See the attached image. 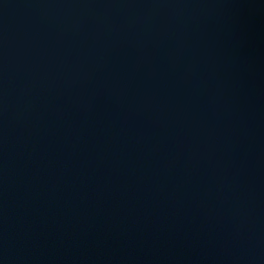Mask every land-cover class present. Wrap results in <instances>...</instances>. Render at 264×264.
Wrapping results in <instances>:
<instances>
[{"label": "water", "instance_id": "water-1", "mask_svg": "<svg viewBox=\"0 0 264 264\" xmlns=\"http://www.w3.org/2000/svg\"><path fill=\"white\" fill-rule=\"evenodd\" d=\"M0 264H264V0H0Z\"/></svg>", "mask_w": 264, "mask_h": 264}]
</instances>
